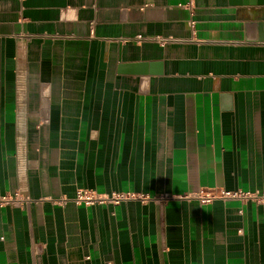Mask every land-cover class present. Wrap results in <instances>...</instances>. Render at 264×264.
<instances>
[{"label":"crops","instance_id":"0c3cea01","mask_svg":"<svg viewBox=\"0 0 264 264\" xmlns=\"http://www.w3.org/2000/svg\"><path fill=\"white\" fill-rule=\"evenodd\" d=\"M185 3L0 0V264H264V0Z\"/></svg>","mask_w":264,"mask_h":264},{"label":"built area","instance_id":"2783aa9c","mask_svg":"<svg viewBox=\"0 0 264 264\" xmlns=\"http://www.w3.org/2000/svg\"><path fill=\"white\" fill-rule=\"evenodd\" d=\"M195 3L196 0H186V3L184 4L193 14L195 12ZM190 23L192 26L195 25V21L193 19L190 20ZM202 201H211L215 197H224V198H241L246 199L249 197H252V194L249 192H245L242 190H220L218 193H207L200 195ZM14 197L11 196H3L0 198V204L14 200ZM132 199H140L142 201H147L150 199V196L148 194H143L139 192H123V191H113L109 193H99L96 190H92L89 188H80L77 190L76 197L74 198V201L77 204H94V203H107L112 202L115 204H118L122 201L126 200H132Z\"/></svg>","mask_w":264,"mask_h":264}]
</instances>
